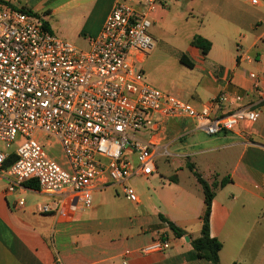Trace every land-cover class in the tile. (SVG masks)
Here are the masks:
<instances>
[{"label": "crops", "instance_id": "0c3cea01", "mask_svg": "<svg viewBox=\"0 0 264 264\" xmlns=\"http://www.w3.org/2000/svg\"><path fill=\"white\" fill-rule=\"evenodd\" d=\"M118 1L41 0L30 9L20 8L46 14L39 17L55 35L67 24L89 49V40L97 37ZM126 1L136 10L145 9V0ZM244 1L160 0L149 14L152 48L140 62L139 57H132V62L142 65L149 83L145 68L157 50L154 40L177 47L179 62L184 55L193 66L180 63L187 71L181 80L171 81L169 94L197 108L221 93H237L243 104L258 103L248 74L264 76V54L256 50L259 43L264 45V0L248 2L249 10ZM177 23L191 29L185 32V42L176 37ZM194 36L210 43L207 54L190 44ZM235 107L222 106L221 112ZM259 107L260 116L252 126L212 136L193 120L158 122L156 159L170 158L178 171L163 181L155 174L129 181L138 196L136 203L126 200L117 187L96 191L90 208L77 210L70 221L35 211L37 204L51 201L38 187L26 183L9 193L7 181L0 177V264L56 260L61 264H211L198 259L191 246L200 237L204 201L191 171L192 180H181L184 165L193 166L210 186L228 179L224 186L213 188L208 223L210 237L222 244L220 264H264V100ZM19 199L24 200L23 207H18ZM169 223L184 235L175 236ZM158 238L169 242L168 250L141 252Z\"/></svg>", "mask_w": 264, "mask_h": 264}, {"label": "built area", "instance_id": "2783aa9c", "mask_svg": "<svg viewBox=\"0 0 264 264\" xmlns=\"http://www.w3.org/2000/svg\"><path fill=\"white\" fill-rule=\"evenodd\" d=\"M159 2L145 0L142 10L116 2L88 50L57 37L34 13L0 4V177L9 193L35 182L51 199L37 204V213L70 221L77 210L90 208L94 192L114 187L138 202L128 183L156 174L158 122L193 120L212 136L258 120L264 76L254 72L248 77L258 103L221 93L197 108L146 82L131 59L140 62L152 48L149 14ZM54 145L57 159L48 150ZM10 155L13 161L4 167ZM17 205L23 207L24 200ZM168 249L169 242L158 238L141 252Z\"/></svg>", "mask_w": 264, "mask_h": 264}, {"label": "rangeland", "instance_id": "374dc122", "mask_svg": "<svg viewBox=\"0 0 264 264\" xmlns=\"http://www.w3.org/2000/svg\"><path fill=\"white\" fill-rule=\"evenodd\" d=\"M8 4L13 6L17 9H30L35 4L39 3L41 0H5ZM244 1V0H242ZM245 9L249 10V3L247 1H244ZM24 7V8H20ZM32 12V11H31ZM39 16H46V14H39ZM177 29L175 30L176 37L181 38L182 42L186 40L188 37L185 36V32L190 31V27L186 26L182 23H177ZM57 37L65 40L66 42L70 43L74 47L80 49V50H88L87 45L83 40L78 39L75 34H72L69 31V26L67 24H63L60 27V31L56 34ZM233 48H236V42H233ZM154 46H156V52L149 61V68H145V75L148 79V82L152 85L151 87L165 93L169 94V86L171 81L174 80H181L183 73H186L184 71H187L186 68L184 69V66L180 64L179 62V54L177 52V47H167L165 44L156 42L154 40ZM259 49L264 54V45H261L259 43L256 47V50ZM263 49V50H262ZM142 65H138L139 68H141ZM146 80V79H145ZM147 82V81H146ZM148 83V84H149ZM171 95V94H170ZM173 96V95H172ZM182 100V99H180ZM54 144V143H52ZM14 147H12L13 149ZM50 152H56V154H52L53 158H58L59 152L56 145L53 146V150L48 149ZM0 151H4L3 145L0 143ZM50 154V155H51ZM51 155V156H52ZM155 166H156V178L158 180L163 181V179H167L169 176L173 175L176 171H178V167L176 163H172L170 158L159 157L155 160ZM180 178L183 181H188V179H193L191 176L190 170L188 166L184 165L183 169L180 170ZM136 192V191H135Z\"/></svg>", "mask_w": 264, "mask_h": 264}, {"label": "trees", "instance_id": "16d2710c", "mask_svg": "<svg viewBox=\"0 0 264 264\" xmlns=\"http://www.w3.org/2000/svg\"><path fill=\"white\" fill-rule=\"evenodd\" d=\"M0 4L11 7V5L4 0H0ZM20 11L31 14V11L29 10L20 9ZM33 15L39 18L37 14H33ZM43 26L44 28L49 30V26L47 22H43ZM190 44L200 49L203 55L207 54V52L210 49V43L199 36H194ZM180 63L188 68H192L193 66L184 55L180 57ZM12 161H13V155H10V157L4 163V167L10 165ZM188 168L196 177L197 181L202 187L203 201H204V211L200 217V221H201L200 237L192 240L191 246L196 252L198 259L206 260L211 264H220L219 252L222 248V244L217 239L210 237L208 223H209V216L211 210V203L214 197L213 188H216V186H224L228 182V179L227 178L222 179L218 185L214 184L210 186L203 179L200 178L199 174H197L194 171L193 166H188ZM26 185H29V187H35V188L37 187V185L33 182L28 183ZM169 227L171 231L175 234V236L181 237L184 235V232L179 228L175 227L172 223H169Z\"/></svg>", "mask_w": 264, "mask_h": 264}, {"label": "water", "instance_id": "95a60500", "mask_svg": "<svg viewBox=\"0 0 264 264\" xmlns=\"http://www.w3.org/2000/svg\"><path fill=\"white\" fill-rule=\"evenodd\" d=\"M186 240H187V238H186Z\"/></svg>", "mask_w": 264, "mask_h": 264}]
</instances>
